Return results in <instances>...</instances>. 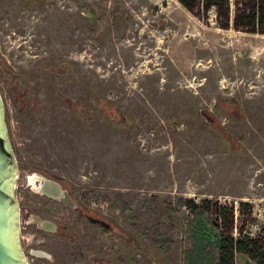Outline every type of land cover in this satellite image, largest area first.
Wrapping results in <instances>:
<instances>
[{
	"label": "rangeland",
	"instance_id": "1",
	"mask_svg": "<svg viewBox=\"0 0 264 264\" xmlns=\"http://www.w3.org/2000/svg\"><path fill=\"white\" fill-rule=\"evenodd\" d=\"M188 2L0 0V92L30 264H201L191 235L200 221L219 232L215 202L264 234V33L234 26L250 0H231L229 28ZM33 172L63 180L113 228L74 206L49 217L57 232L27 223L23 205L48 217L22 203L37 197L23 185Z\"/></svg>",
	"mask_w": 264,
	"mask_h": 264
},
{
	"label": "trees",
	"instance_id": "2",
	"mask_svg": "<svg viewBox=\"0 0 264 264\" xmlns=\"http://www.w3.org/2000/svg\"><path fill=\"white\" fill-rule=\"evenodd\" d=\"M180 1L189 10L193 11L195 9V6L188 2L189 0ZM243 1L235 0V5ZM198 3L200 7H203L205 12L215 9L217 16L221 18L219 19L220 26L229 28L231 21V0H198ZM236 9L235 28H244L252 32L264 33V0H250V3H244L243 7H236ZM240 10L245 13L241 14ZM102 108L107 114L115 113L114 106L110 102H106ZM187 202L194 213L199 216L203 214H201L202 211H199L201 207L197 203L192 200H188ZM210 202V200H205L204 203L206 204L203 208L210 210V207L207 206V203ZM123 205L124 208H128L127 203ZM214 207L212 211L217 216L216 228L219 232L213 233L200 221L195 223L193 235H191L194 245L196 244L199 248L201 247L199 252L200 263L211 264L210 261L214 258L213 253L217 251L215 264H236L237 254L248 256L256 264H264V234L252 236L245 233L243 225H237L236 209L234 206L230 207L226 204L215 202ZM238 210L240 214L248 213L250 216L253 214V206L248 202H240ZM236 230L238 235H235Z\"/></svg>",
	"mask_w": 264,
	"mask_h": 264
},
{
	"label": "water",
	"instance_id": "3",
	"mask_svg": "<svg viewBox=\"0 0 264 264\" xmlns=\"http://www.w3.org/2000/svg\"><path fill=\"white\" fill-rule=\"evenodd\" d=\"M17 168L0 92V264H30L21 245L19 207L15 195ZM54 185L59 188L57 183ZM68 204L73 206L71 199ZM92 221L107 229L111 227V223L98 217Z\"/></svg>",
	"mask_w": 264,
	"mask_h": 264
},
{
	"label": "flooded vegetation",
	"instance_id": "4",
	"mask_svg": "<svg viewBox=\"0 0 264 264\" xmlns=\"http://www.w3.org/2000/svg\"><path fill=\"white\" fill-rule=\"evenodd\" d=\"M25 179L26 182H24L23 185L26 188L30 189V191L34 193L37 197H42V198L39 200L37 197L28 196L23 200L24 202L22 203L24 204L26 203V200H30V198H32L31 200L32 203L36 207L40 205L41 209H44L46 211V215L48 216V217H43L41 216V214H32L31 210H29V208H26L27 205H23V208L25 209L24 217H27L29 220L27 221L26 218L24 219L27 223L30 224L33 222L35 225L36 224L40 225L39 227L45 230H47L48 228H53L52 224H55L56 230L54 231L57 232V228L59 225L57 222L51 220L50 218H56V215H59L61 210L70 209V205L68 204V201L71 199V202L73 203L74 206L72 210L76 211L79 216L83 217L84 219H87V221H89L90 223L96 224L95 222L92 221V218H96V213L79 204L77 199L73 195L72 191H70L69 187L63 180L58 179L55 176H50V175L43 176L35 172L28 174ZM54 183H57L59 185L58 189L57 186L54 185ZM18 187L19 186H17V181H16L15 189H17ZM16 198L18 201L19 215H20V210L22 208L20 207L18 196H16ZM20 226L22 233L21 222H20ZM61 228H62V233L64 232L67 233V231L65 230L66 226H62ZM112 228L113 225L111 224V227L109 229Z\"/></svg>",
	"mask_w": 264,
	"mask_h": 264
}]
</instances>
